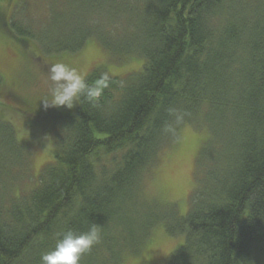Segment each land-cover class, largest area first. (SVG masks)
Segmentation results:
<instances>
[{"label":"trees","instance_id":"16d2710c","mask_svg":"<svg viewBox=\"0 0 264 264\" xmlns=\"http://www.w3.org/2000/svg\"><path fill=\"white\" fill-rule=\"evenodd\" d=\"M55 1L48 3L52 10ZM66 6L65 16L54 15L40 31L17 16L0 20V31L20 44L24 60L30 40L55 55L95 38L119 60L142 57L141 70L123 79L108 75L95 105L82 97L50 115L47 97L2 92L0 80V140L15 168L23 167L25 152L3 102L59 128L37 186L0 201V264H40L59 233L84 232L92 223L102 227V240L80 264L115 263L128 247L138 251L133 244L158 215L169 236L182 238L168 264H264V0H68ZM91 19L96 26L88 31ZM102 74L94 70L88 83ZM185 125L209 132L195 161L189 210L152 211L142 225H129L132 186ZM8 157L0 154V182L14 165L5 168ZM99 247L101 259L93 255Z\"/></svg>","mask_w":264,"mask_h":264},{"label":"rangeland","instance_id":"374dc122","mask_svg":"<svg viewBox=\"0 0 264 264\" xmlns=\"http://www.w3.org/2000/svg\"><path fill=\"white\" fill-rule=\"evenodd\" d=\"M49 1L0 0V20L2 23H7L12 17L17 16L18 19L32 26L36 31H40L43 27L49 26L48 22L54 15L60 13L65 16L72 5L66 6L68 0L55 1L52 10L50 9L51 6H48ZM20 5V10H18ZM95 26L96 21L94 19L85 25L88 31ZM68 28L64 25L60 26L59 29ZM52 31L55 29L53 28ZM119 34H123V32H119ZM26 47L27 59L24 60L21 56L24 51L20 49V44H15L9 36L5 38L0 31L2 92L9 91L12 95L17 94L24 97L40 95L47 97L48 102H50V83L47 80V73L49 66L56 61H63L78 67L86 77L94 70L102 69L105 74L111 77L123 79L138 73L141 70L143 60L137 55L123 56L119 60L95 38L85 40L83 46L72 53L44 55L41 53L38 40H30ZM28 77L31 80L23 82L24 85H18L21 80ZM31 84H37V87L32 88L30 87ZM1 108L5 121L11 123L13 131L15 130L14 134L19 138L25 152V157L19 154L20 159L18 161L21 163L25 159V162L21 164L23 167L15 168V158L6 155L5 152L8 151L4 150L6 144L0 140V154L9 158L4 160L6 163L8 162L5 168L9 169L10 162L14 164L10 172L7 171L6 177L0 182V201L4 203L10 201V198L13 199L30 192L37 186L40 172L53 160L52 152L56 148L59 128L57 127L58 122L49 117L30 118L28 115L21 114L19 109L9 103L3 102ZM45 108L48 109L45 115H50L55 110L53 106H46ZM56 118L59 121V116ZM208 137L209 132L205 127L194 128L185 125L176 133L175 138L164 146L154 165L143 171L140 174V180L132 186L130 191L132 202L127 204V223L129 225L134 227L142 225L146 221L145 214H153L152 211L154 214L155 212L163 214V211L173 209L178 216L187 213L191 196L196 188L195 161L200 147L207 141ZM156 218L147 220L149 228L142 236V241L138 240V245L132 243L138 251L133 252L130 246L117 262H110V264H168L170 254L181 244L182 238L169 236L163 227L160 215ZM106 236L107 239L115 238L110 234ZM130 243L131 241H127V245ZM94 253L97 258L101 259L103 253L101 254L100 247L95 248L93 255ZM89 264H93V262Z\"/></svg>","mask_w":264,"mask_h":264},{"label":"clouds","instance_id":"9594fccd","mask_svg":"<svg viewBox=\"0 0 264 264\" xmlns=\"http://www.w3.org/2000/svg\"><path fill=\"white\" fill-rule=\"evenodd\" d=\"M47 80L50 83V102H44L45 106H64L68 109L79 104L82 97L95 105L109 87L107 74L89 84L78 67L63 61L49 66ZM101 229V226L92 223L84 232L78 233L69 228L59 233L54 248L41 254L40 264H80L81 258L101 242Z\"/></svg>","mask_w":264,"mask_h":264}]
</instances>
